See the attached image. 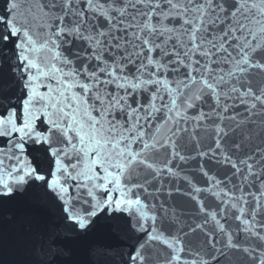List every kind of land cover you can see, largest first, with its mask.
Segmentation results:
<instances>
[{
	"label": "snow or ice",
	"instance_id": "obj_1",
	"mask_svg": "<svg viewBox=\"0 0 264 264\" xmlns=\"http://www.w3.org/2000/svg\"><path fill=\"white\" fill-rule=\"evenodd\" d=\"M0 264H264V0H0Z\"/></svg>",
	"mask_w": 264,
	"mask_h": 264
}]
</instances>
